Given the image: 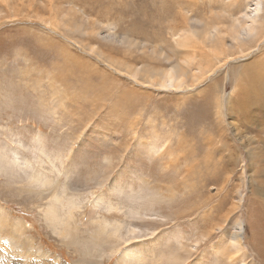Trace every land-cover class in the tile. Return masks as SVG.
Wrapping results in <instances>:
<instances>
[{
  "label": "rangeland",
  "instance_id": "374dc122",
  "mask_svg": "<svg viewBox=\"0 0 264 264\" xmlns=\"http://www.w3.org/2000/svg\"><path fill=\"white\" fill-rule=\"evenodd\" d=\"M246 70L264 0H0V264H264Z\"/></svg>",
  "mask_w": 264,
  "mask_h": 264
},
{
  "label": "bare ground",
  "instance_id": "6f19581e",
  "mask_svg": "<svg viewBox=\"0 0 264 264\" xmlns=\"http://www.w3.org/2000/svg\"><path fill=\"white\" fill-rule=\"evenodd\" d=\"M253 30V29H252ZM243 31H245V34H247V28L244 30L243 29ZM249 31H251V28L249 27L248 28V33H249ZM242 34L239 32V33H235L234 35H233V37H232V41H234V42H236V41H239V39H240V36H241ZM232 36V35H231ZM257 36V35H256ZM255 36V37H256ZM206 38H204V37H198V35H197V37H196V39H194L193 38V42H192V44H198V42L199 43H201V45H202V47L203 46H205V43H203V42H205L206 40H205ZM243 39V38H242ZM244 40V39H243ZM242 41V40H241ZM242 43V42H241ZM245 44V43H244ZM185 46H187V45H185ZM192 47H194V46H192ZM233 47H235V46H233ZM197 48H198V46H197ZM197 48H192L191 49V51L190 50H187V51H184V50H182L181 51V53L182 54H190V53H194V54H196V53H199V51L197 52L196 51V49ZM235 48H237V51H239V52H243V45H238L237 47H235ZM235 48H234V50H235ZM245 50V49H244ZM225 52V51H224ZM201 54H202V52H201ZM203 55V54H202ZM215 55V54H214ZM214 55H212V56H207V57H214ZM217 55L218 56H220L221 55V52H219V53H217ZM198 56V55H197ZM229 56V55H228ZM206 57V56H205ZM189 62H181V61H178L177 62V64H175V66L174 67H172L169 71H167L165 74H164V76L163 77H161L163 80L161 81V83H160V85L161 86H163V87H168V86H170V87H174V88H180L181 87V83H182V81L184 80V78L185 77H187V71H186V69L184 68V64H188ZM198 69L199 70H201V69H204V65H202V62H198ZM243 70H245V69H243ZM203 71V70H202ZM201 71V72H202ZM200 72V73H201ZM252 72V71H251ZM249 74V73H248ZM152 75H157L156 73H153ZM252 75V77H251V79H250V76L249 75H247V70L245 71V73H244V77L243 78H245V80H247V78H248V84H249V86H253L252 88H254V89H258V88H260V90L261 91H264V78L263 77H261L260 76V74L259 73H256V72H254V73H252L251 74ZM201 77V76H200ZM150 78H152V77H150ZM148 80V79H147ZM191 80H193V78L191 79ZM195 80V79H194ZM186 82V81H185ZM246 82V81H245ZM153 84V83H152ZM53 87V85H51V88ZM243 87V86H242ZM245 87V86H244ZM54 88V87H53ZM240 89H242V88H240ZM246 89V91H247V88H245ZM245 90H243V93H245L246 92ZM247 93H250L249 91H247ZM246 94V93H245ZM247 97V96H246ZM263 97V96H262ZM247 100V99H246ZM245 100V101H246ZM247 102V101H246ZM263 103V102H262ZM246 104V103H245ZM249 104V103H248ZM246 107V106H245ZM13 231H14V229H12ZM15 232V231H14ZM11 234V233H10ZM12 235V234H11ZM235 240H236V243L238 244V245H240V242H241V239H240V235L239 234H236L234 237H233ZM9 240H1V238H0V247L2 248V249H5L6 248V246H8L9 244ZM11 243V242H10ZM11 245V244H10ZM24 251V250H23ZM23 251H21V256H22V258L23 259H20V258H16V260L14 259V260H7V262H8V264H45V262L43 263L42 261L41 262H36V259H34L35 257H36V255L37 254H33V253H27V251H24V253H23ZM4 252V251H3ZM83 253V252H82ZM228 254V253H227ZM7 257V256H6ZM38 257V256H37ZM36 257V258H37ZM8 258V257H7ZM39 259V258H38ZM43 260V259H42ZM38 261V260H37ZM6 262V263H7ZM84 264V263H83Z\"/></svg>",
  "mask_w": 264,
  "mask_h": 264
}]
</instances>
